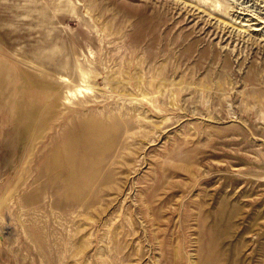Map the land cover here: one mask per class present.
<instances>
[{"label":"rangeland","instance_id":"1","mask_svg":"<svg viewBox=\"0 0 264 264\" xmlns=\"http://www.w3.org/2000/svg\"><path fill=\"white\" fill-rule=\"evenodd\" d=\"M0 264H264V0H0Z\"/></svg>","mask_w":264,"mask_h":264}]
</instances>
